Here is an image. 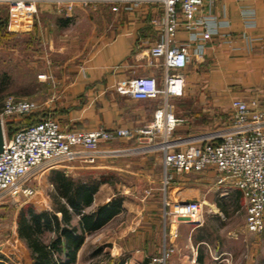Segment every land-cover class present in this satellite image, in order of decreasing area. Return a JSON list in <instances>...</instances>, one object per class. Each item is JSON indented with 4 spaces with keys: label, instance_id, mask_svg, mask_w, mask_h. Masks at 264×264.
Returning <instances> with one entry per match:
<instances>
[{
    "label": "crops",
    "instance_id": "obj_1",
    "mask_svg": "<svg viewBox=\"0 0 264 264\" xmlns=\"http://www.w3.org/2000/svg\"><path fill=\"white\" fill-rule=\"evenodd\" d=\"M151 1L132 10L117 5V11H112V7L104 6L106 11L98 13L99 26L85 34H79L80 29L69 34L59 26L50 28L45 23L40 26L37 20L32 33L44 45L48 57L53 54L59 59L56 66L60 74L57 78L50 77L56 86L47 90L49 98L37 104L36 112L40 114L27 124L48 115L64 130L121 128L139 131L150 124L160 102L132 99L119 94L116 86L140 76H152L159 83L162 80L160 61L151 59L148 53L161 36L160 29L151 20L162 17V7ZM197 17L207 18L209 22L208 27H199L195 32L202 33L208 28L212 34L210 39L189 43L188 32L179 30L176 34L177 43L190 44L191 55L182 71L184 95L170 100L172 113L182 120L172 136L176 150L211 140L229 130L232 124L230 102L234 99L255 100L258 109L264 113V0H217L213 6L204 7ZM200 43L201 52L197 54L196 46ZM122 146L135 150L150 147L138 135L133 140H119L108 147L118 149ZM148 153L159 152L150 150ZM149 158L161 167L163 178L161 153ZM145 163L146 156L141 158L140 164ZM110 169L139 176V181L145 184L140 190L135 185L128 187L117 182L100 184L88 207L93 206L91 211L119 194H137L139 197L121 196V212L85 237L76 260L88 239L98 236L99 241L109 244L107 249L113 264H153L150 260H154L159 252L156 243L163 215L158 212H163L164 195L173 202H203L202 224L195 226L180 221L177 227L186 233L169 240L174 247L173 258L181 260L185 249L194 250L192 264L197 256L195 247L200 244L204 245L208 258L221 251L218 242L209 239V235L222 232L229 215H237L242 209L245 218L243 192L233 183L221 181V175L213 169L173 173L172 182L163 189L156 183L159 179L153 172L144 171L145 168L133 171L110 166ZM145 190L150 191L149 196H144ZM120 216L128 218L122 222ZM201 227L206 229L207 235L197 238ZM226 232L230 233L229 230ZM124 257L122 263L120 258Z\"/></svg>",
    "mask_w": 264,
    "mask_h": 264
},
{
    "label": "built area",
    "instance_id": "obj_2",
    "mask_svg": "<svg viewBox=\"0 0 264 264\" xmlns=\"http://www.w3.org/2000/svg\"><path fill=\"white\" fill-rule=\"evenodd\" d=\"M64 11H71L75 4H96L95 0H49ZM162 7V17L151 23L160 29V39L148 50L149 56L160 61L162 80L159 83L152 76H140L119 82L116 91L135 100H158L160 106L154 118L143 130L133 131L117 128L91 131L64 130L50 115L18 127L11 134L6 131V119L11 116H25L36 112L39 106L28 100L7 99L0 110V122L4 132L3 149L0 152V199H19L31 194L26 183L39 171L55 168L61 164L91 166L99 160L120 156L130 148H110L109 144L119 140H133L143 137L150 150L162 155L164 188L173 180V173L201 172L213 169L221 175V181H229L245 196V230L257 234L264 228V113L258 109L255 100L245 102L234 99L230 102L232 124L229 130L176 150L173 133L182 122L172 113L170 100L184 95L185 78L182 71L190 61L189 45L176 42L179 30L189 33V43L208 40L211 32L197 33L199 27H208L207 18L197 17L204 7H211L217 0H154ZM40 0H0V5L9 6L14 13L32 14ZM117 11V5L124 10L139 8L151 0H101ZM1 24V20H0ZM195 50L200 54L202 44ZM150 191L145 190L144 196ZM163 220L174 222L185 220L195 226L203 221V202H173L165 195L162 200ZM168 246L164 245L162 263L174 252L172 239L177 231L169 230ZM170 240V241H169Z\"/></svg>",
    "mask_w": 264,
    "mask_h": 264
},
{
    "label": "rangeland",
    "instance_id": "obj_3",
    "mask_svg": "<svg viewBox=\"0 0 264 264\" xmlns=\"http://www.w3.org/2000/svg\"><path fill=\"white\" fill-rule=\"evenodd\" d=\"M95 1L98 2L87 5L78 3L72 7L71 11H64V7L62 10L49 0H40L34 12L28 15L14 13L9 6L0 5V110L9 98L42 104L50 96L46 93L47 90H52L56 86V84L53 86L50 77L57 78L59 76V68L56 66L59 59L54 57L53 54L48 57L45 54L44 45L34 37L32 30L33 26L37 24V20L40 26L45 24L50 28L59 26L63 28V32L69 34H73L76 29H80L79 34H85L93 27L99 26L97 24L98 13L106 11L103 8L104 6L108 9L115 6L105 4L101 0ZM39 114L34 112L25 116L8 117L6 119L7 126L5 127L7 133L9 132V126L13 125L14 128H18L27 125ZM122 148L127 149L130 147L122 146ZM148 151H150L149 147L147 149L125 151L120 156L102 159L101 163L91 166L65 163L55 168H48L36 173L26 183V187L31 190V194L27 197L0 199V264H32V254L27 241L19 237L18 234L19 227L23 225V222L17 220L18 216L24 213V222L28 223L31 221L30 213L35 215L45 212L52 215L63 207L65 199L61 191V178L70 179L74 183L89 184L91 182L98 185V187L103 179H107L109 182L121 183L128 187L135 185L140 190L145 183L139 181V176L131 175L128 172L120 173L109 170V167H121V169H132L133 171L145 168L144 171L153 172V176L159 179L156 182L159 184L158 187L163 189L164 180L161 167L149 158L150 155L160 154V152L148 153ZM144 156L147 158V163L141 165V158ZM119 195L128 198L139 197L137 194ZM29 207L30 209H28ZM92 207L85 208L83 212H91ZM158 213L162 216L161 213L163 212ZM57 216L60 217L59 213H57ZM228 217L227 221L224 222L225 227L222 232L213 233L211 237L209 235V239L212 238V240L218 242L221 251L213 254L212 258H208L204 253V245L200 244L198 248L195 247L197 256L193 263L264 264V228L257 234L247 233L244 228L245 218L242 209H239L237 215L232 213ZM119 218L123 222L128 216H120ZM180 221L186 222L185 220ZM178 224V222L171 224V231L176 230L177 237L180 233H186L179 231ZM169 229L170 223L164 222L162 218V229L158 230V243H156L159 252L156 253L157 256L154 260L151 259L150 261L153 264H192L191 259L194 250L191 248L182 252L184 256L180 258L181 260L176 259V257L173 258L172 254L164 262H157L162 257L163 246H168V236L164 234H168ZM205 230L204 227L198 229L197 238L205 237L207 235ZM227 230L230 233H227ZM38 238L43 244L47 245L54 238V234L43 232L38 235ZM99 240L101 239H98V236L90 237L78 254L74 264H113L112 257L107 249L109 244ZM125 257L120 259H126ZM54 258L60 259L56 254H54ZM121 262L123 263V260Z\"/></svg>",
    "mask_w": 264,
    "mask_h": 264
},
{
    "label": "trees",
    "instance_id": "obj_4",
    "mask_svg": "<svg viewBox=\"0 0 264 264\" xmlns=\"http://www.w3.org/2000/svg\"><path fill=\"white\" fill-rule=\"evenodd\" d=\"M16 129L13 125L9 126L8 134ZM60 181L65 203L55 214L42 212L34 215L30 213L31 221L28 223L24 222V213L18 216L17 220L23 222L18 229V234L27 241L32 254V264H74L77 251L83 245L85 237L102 228L122 210L123 199L116 195L109 202L97 206L89 213H84V209L91 206L98 185L91 182L89 184L74 183L66 178H61ZM107 181L103 179L101 184ZM43 232L54 234V238L47 245L38 238V235ZM54 254L61 260L54 258Z\"/></svg>",
    "mask_w": 264,
    "mask_h": 264
},
{
    "label": "water",
    "instance_id": "obj_5",
    "mask_svg": "<svg viewBox=\"0 0 264 264\" xmlns=\"http://www.w3.org/2000/svg\"><path fill=\"white\" fill-rule=\"evenodd\" d=\"M3 144H4V132H3L2 124L0 122V152L3 149Z\"/></svg>",
    "mask_w": 264,
    "mask_h": 264
}]
</instances>
